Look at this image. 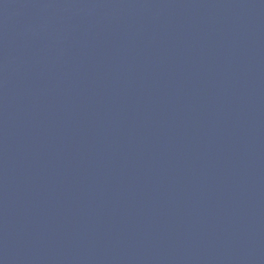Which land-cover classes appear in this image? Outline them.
<instances>
[{
    "label": "water",
    "instance_id": "95a60500",
    "mask_svg": "<svg viewBox=\"0 0 264 264\" xmlns=\"http://www.w3.org/2000/svg\"><path fill=\"white\" fill-rule=\"evenodd\" d=\"M0 264H264V0H0Z\"/></svg>",
    "mask_w": 264,
    "mask_h": 264
}]
</instances>
